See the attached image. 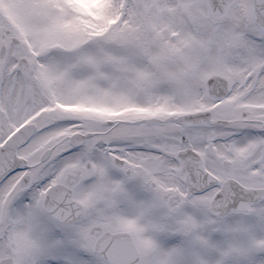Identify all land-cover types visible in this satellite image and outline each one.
<instances>
[{"label": "snow or ice", "instance_id": "snow-or-ice-1", "mask_svg": "<svg viewBox=\"0 0 264 264\" xmlns=\"http://www.w3.org/2000/svg\"><path fill=\"white\" fill-rule=\"evenodd\" d=\"M0 264H264V0H0Z\"/></svg>", "mask_w": 264, "mask_h": 264}]
</instances>
